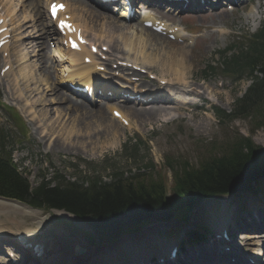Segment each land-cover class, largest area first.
Masks as SVG:
<instances>
[{
  "label": "rangeland",
  "instance_id": "374dc122",
  "mask_svg": "<svg viewBox=\"0 0 264 264\" xmlns=\"http://www.w3.org/2000/svg\"><path fill=\"white\" fill-rule=\"evenodd\" d=\"M3 1L4 0H2V2ZM12 1L14 5L18 3V0ZM2 2L0 3V10L2 14L5 15L6 11H4L5 7ZM4 2V4L7 3L6 1ZM83 2L82 4L74 3L73 0H70V7L74 9L76 16L74 22L84 31H87L93 40H102L105 43L106 40L113 41V44L115 46L117 45L119 49L117 50L118 53H116L117 51L113 50L114 47L111 48L115 52L113 53L112 51L110 56L111 59H115V56L124 58L128 53H130L129 56L131 57H141L139 51V55L135 50L128 52L129 50H127L124 45V41L129 42L131 39L134 42H138L139 37H148V34L144 31L141 32L136 24L138 15H135V17L126 24H120L121 22L119 23L116 21L119 20L118 17L116 18L115 16L114 18L116 20H114L113 17L110 15V17L108 16V12L102 14L100 11L99 16H92L90 10H88L89 12L85 10L91 7L90 3L88 1L86 2V0ZM27 5L28 2H26V4L23 3L24 8L14 13L15 16L12 17L14 20L13 22L10 21V17H6V20L11 24L10 26L14 28L18 26V21L25 22L23 18L26 17L25 19H30V21H26L20 31H22L24 35H36L38 29L36 26L38 24L36 25V21L32 22V17L30 16H32L33 13L28 10ZM6 7L10 8L12 5L8 4ZM39 7L42 14V21L48 25V32L44 35L45 38L49 32L52 34L51 31H53V29H49L50 23L45 20L43 3H41V5L39 4ZM91 8L95 9L96 7L92 6ZM155 12L159 17L168 20L172 24H182L189 33H195L200 37L190 38L188 42H177L169 39L167 42L163 39L158 40L151 36L146 48L153 49V59L155 58L154 55L159 58L163 56L164 59L167 58L166 61L164 60V63L159 61L157 62L158 64L154 62L151 63V70L148 71V69H146V74H136V76H131L130 74L127 76L141 78L144 80V83L147 84L152 83L158 85L155 80L148 78V73L150 72V74L154 76L155 74L164 75L166 78L170 77L175 80H172L174 86H167L166 84L164 88L167 90H172L168 87H180L182 90L184 89L187 94L195 95L194 92L201 94L202 99L194 96L192 100L196 103L194 105H183V103L174 104L163 99L158 101V103L148 105L132 104L134 107H148L151 105L165 106L170 114L168 116L158 117L154 120L129 118V116H125L131 120V122L129 120L131 124L130 127L122 126L118 120L108 113L109 111L106 109L109 105L106 108L107 103L96 102L97 104H95V107L88 106V109L93 111L90 113H94L95 110L93 109H100L108 113L115 121L112 123L118 126V128L114 127L115 136H109L105 132L104 125L107 122L94 120L93 117H90L89 113H81L83 111H75V113H72L74 111H70L66 108L65 103H55L53 98L58 93L63 94L64 97H69L63 89L61 91L59 90L60 87H52V83L55 81L56 85V81H58V64H56V62L54 63L49 56V59L53 61L52 65L49 66L47 64L48 60L46 59V63L43 64L45 66H40L38 62L40 56L38 59L35 56L36 47L34 40H29L28 38L16 40L15 37L9 47L11 67L8 71L10 72L4 76L0 75V103L15 107L17 112L21 115L20 117L23 119L28 131L29 138L21 140L17 145L14 143L13 148H15L16 151H14L13 157L15 162L17 161L20 166L24 167L27 171L28 179L32 185L35 182L36 175L43 172V168H46V166L47 170L44 168V170H46L44 171V173H46V178L52 176V173L55 171L62 173L68 179H73L77 176H86L94 171L103 179H107L113 170H121L124 174H129L130 172L136 171V169L142 171L150 162H152L154 166L151 172L157 173L159 170L168 172L169 170L165 164L166 158L176 160L186 158L190 163L196 164L199 156L205 149H208L210 143H216V148H218L219 143L221 144V142H223L227 134L230 135L227 136L228 139L233 135L251 134L256 144L264 146V128L251 131V121L248 118H241L233 121L226 120L223 121L224 123L220 122L216 124L215 116L217 115L214 113L215 108L228 112L231 109L234 99L242 94L250 82L246 79L239 82H232L228 78L222 76L220 70L216 68V63L219 59L218 51L228 47L233 40H237L238 36H244L246 33L256 31L264 20V0H241L231 11L226 10V2L222 0L221 3L212 6L207 5L197 9L194 8L188 12H177L176 14L165 13L162 10L159 12L155 10ZM112 19L124 29L123 32L125 36H129L130 39H126L121 35L119 36V34L112 35V32L108 31L106 28L107 20L112 21ZM84 25L88 28H85ZM240 37L238 39H240ZM19 41L25 45L18 43ZM178 44H181L183 47ZM22 45L24 47H21ZM46 45L45 49H47V47L48 49L51 48V43ZM19 47L24 49L26 53V61L24 62H18L20 59L19 54L21 53V51L18 53ZM122 47H125V49ZM121 48L124 51H121ZM149 49H147V51H149ZM176 49L185 51L186 56L183 64L180 65V68L182 67L180 70L184 72H182L184 77L182 81L175 79L172 70L178 67V65L175 66L173 58H171V55H173ZM43 50L44 49H42V51ZM42 51H40L41 56ZM169 58L170 60L168 62L167 60ZM113 61L114 60H112V62ZM112 62H109V66ZM1 65L2 61L0 58V69L2 67ZM172 65H174V67ZM206 65H212L215 68L212 73H207L206 78L203 79L200 76V71ZM40 68H42L43 72ZM125 72L130 73L128 70ZM25 73H27L28 76H26ZM47 74L52 76L51 79L49 78L50 80L47 79ZM27 77L29 79L32 77V80H29ZM13 83H16L15 87L19 90V93L21 92L20 96H18L17 90L13 91ZM34 89L37 91H32ZM52 91L55 95H53ZM79 101L81 100L79 99ZM98 104H101L100 108ZM129 105L131 104H118L117 108H124V106ZM2 110L4 111L0 106V127L11 131L10 135L13 137L14 141V136H19L22 131L19 130L18 126H15V124L6 118L9 117V111L3 112ZM95 115L97 114H92V116ZM81 117H85V121L81 120ZM75 118H79L81 122H77ZM134 120H137V122ZM67 123L69 125H67ZM77 123H83L82 129L68 134L67 131H69L71 127L76 126ZM77 126L79 127V125ZM65 133L67 134L65 135ZM139 139L142 143L135 145L134 143L139 141ZM56 141L57 145L53 146V143ZM145 171H150V168ZM235 203H237V199L229 196H217L206 201L201 205V208L192 215V226L194 227V225L198 223H206L212 225L215 230H218L226 220L229 223L233 215V209L235 213L240 212L241 205L237 204L236 207ZM260 209V212H264V207ZM37 210L42 212L43 214L40 213V216L45 218V223L42 228H40V230H43L44 234L53 237L61 236L69 240L74 239L76 243L90 247L84 239L86 237L83 235V230L86 229V227L75 216L73 218V215L56 209ZM258 211H255L254 214L249 213V215L251 214V220L242 221V224H250V222L255 219ZM45 214L47 216H45ZM9 215L13 217L11 213ZM17 215H15L16 219L24 220L23 222L26 225L35 230L36 238L41 237V231L37 228L34 217L21 214ZM1 218L3 217L0 214V219ZM5 220L8 223L12 222L11 218ZM255 220L259 221L260 216ZM172 226L180 227L182 224L173 222L147 226V234L144 235L145 237L143 235H137L135 238H132V246H128L129 249L127 251L123 249L122 252L130 254V250L138 248L139 251H142L140 254L133 256H150L153 252L160 253V251L166 249L163 253L164 255L166 251H169V246L176 243L174 238L167 235V229H170ZM252 230L253 226H249L248 231L243 232H251ZM244 236L246 237V235ZM245 237H240V239H244ZM151 238H153L154 247L149 244ZM73 244L74 241L72 245ZM107 249L108 248H102L99 252H103ZM149 250H151L150 253ZM120 252L121 250L117 251V253ZM111 253L112 251H110V254ZM19 255L21 259L24 260L20 261V264L33 263V257L31 255L30 260H25L26 257H28L27 253ZM181 258L176 257L175 261L179 263ZM185 262L186 261H184V263Z\"/></svg>",
  "mask_w": 264,
  "mask_h": 264
},
{
  "label": "trees",
  "instance_id": "16d2710c",
  "mask_svg": "<svg viewBox=\"0 0 264 264\" xmlns=\"http://www.w3.org/2000/svg\"><path fill=\"white\" fill-rule=\"evenodd\" d=\"M219 64L231 81L250 79L251 83L234 100L230 112L216 109V115L228 121L248 118L251 131L264 128V22L255 33L221 51ZM213 70L206 65L201 78ZM216 146L210 143L196 164L186 158H166L169 174L145 171L154 167L150 162L142 171L129 174L113 170L107 180L95 173L74 180L58 174L36 181L34 186L8 155H0V195L33 207L64 209L80 217L97 235L116 238L149 222L185 220L201 200L238 193L264 174V146L256 144L251 134L226 137ZM255 169L263 172L253 175Z\"/></svg>",
  "mask_w": 264,
  "mask_h": 264
},
{
  "label": "bare ground",
  "instance_id": "6f19581e",
  "mask_svg": "<svg viewBox=\"0 0 264 264\" xmlns=\"http://www.w3.org/2000/svg\"><path fill=\"white\" fill-rule=\"evenodd\" d=\"M2 0H0V2H1ZM4 1H6V0H4ZM69 1V0H68ZM84 1V0H83ZM83 1H81V0H73V2L74 3H84ZM89 2L90 3V5H91V7L93 6V7H96L95 9H93V8H91V7H89V8H86L85 10H90L91 11V15L92 16H94V17H97V16H99V14H100V11H101V13L103 14V13H106V12H108V16L110 15L111 17H113V19L114 20H116L114 17V15H112V14H110L109 13V11H107V10H105V8H109V7H112V5L110 4V3H101L100 2V4H102V6L100 5V6H98L97 4H93V0H86V2ZM94 1H100V0H94ZM149 1H151V0H146L145 1V6H144V8L147 6V4H148V2ZM6 2H8L7 4H4L3 6L5 7V10L4 11H6V16H9L10 15V13H11V9L14 7V5H12V7H6L8 4L10 5L11 3V1L9 0V1H6ZM5 3V2H4ZM66 3H67V5H68V12L71 14V18H72V21H75L76 20V16H75V13H74V9H72L70 6H71V4H69L68 2H67V0H66ZM29 5H30V7H29ZM78 5H80V4H78ZM86 6V5H85ZM124 5H121V7H123ZM39 4H38V2L37 1H35V0H32V1H29V3H28V9H30V11H31V13H33V15H32V20L33 21H36V27L38 28L37 29V35H35V38H34V44H35V47L37 48V51H36V57H37V59H38V57L40 56V60H38V62L40 63V66H45V65H43V64H45L46 63V59H48V57H47V55H48V53H47V50L48 49H45V47L47 46L46 44V42H45V38L47 37V38H50L51 40H52V37L54 36V33H56V30L55 29H53V31H51L52 32V34H50V32H49V34H47L46 36H45V38H44V35L48 32V25L45 23V22H43L42 21V14H41V12H40V10H39ZM85 8V7H84ZM168 8H166V10H167ZM89 12V11H88ZM124 13H126V10H124L123 11ZM101 14V15H102ZM124 15V14H123ZM109 16V17H110ZM143 17V16H142ZM89 18V17H88ZM107 18V17H106ZM25 19V18H24ZM100 19V18H99ZM105 19V18H104ZM112 19V21H108L107 20V29H108V31L109 32H112L111 34L112 35H115V34H119V36L121 35V36H123V37H125L126 39L128 38V39H130L129 38V36H125V33L123 32V28L122 27H120L119 26V24H117V22L116 21H118L120 24H126L127 22L126 21H123V20H116V21H114ZM143 19H151L150 17H149V15H147L146 17H144ZM101 20H102V18H101ZM78 21V20H77ZM124 23H123V22ZM79 22V21H78ZM81 24V23H80ZM82 25V24H81ZM3 26H6V23H2L1 25H0V28L1 27H3ZM77 26L78 27H80L78 24H77ZM83 26V25H82ZM137 26L140 28V31L142 32V31H144V32H146L147 34H148V37H139V41L138 42H134L133 40H131L130 39V41L129 42H126V41H124V45L126 46V48H127V50H129L128 52H130L131 50H135V51H139L140 52V54H141V57H138V56H133V57H131V56H129V54L130 53H128V54H126V56L124 57V58H122V61H126V62H131L132 64H139L141 67H144V68H147L148 69V71L149 70H151V66H150V64L151 63H157V62H159V61H162L161 63H164L163 61L165 60L166 61V59H164L163 58V56H162V58H159V57H156V55H154V59L152 58V52H153V49L151 48V49H149V48H146V45H147V43L149 42V40H150V37L152 36L153 38H155V39H158V40H165V41H167L168 42V38H166V37H164V36H162V35H160V34H158V33H156V32H154V31H152V30H150V29H148V28H146V27H144V26H142V22H141V24H137ZM84 27L85 28H88L86 25H84ZM168 28H172V27H169L168 26ZM49 29H51V28H49ZM80 29L82 30V28L80 27ZM179 30V31H178ZM183 29L181 28H177L176 29V31H175V35H177V36H180V35H182L183 34ZM8 31H5V32H3V33H1L0 34V36H2L3 34H5V33H7ZM82 32L83 33H85V31L84 30H82ZM44 38V39H43ZM121 38V37H120ZM97 39V38H96ZM96 41H98V40H96ZM128 41V40H127ZM104 41H102L101 40V43H99V48L102 46V45H107L108 46V48H113V50L114 51H117L119 48L117 47V45L115 46L113 43V41H109V40H106V44H105V42L103 43ZM108 42V43H107ZM152 43V42H151ZM174 43V42H173ZM20 44H23V45H25L24 43H20ZM19 44V45H20ZM30 44H32V43H30ZM29 44V45H30ZM171 44V43H170ZM21 46V47H24V46ZM178 45H181V44H178ZM128 46V47H127ZM148 46V45H147ZM151 46V45H150ZM182 46V45H181ZM6 45L2 48V53L5 51V49H6ZM183 47V46H182ZM86 47H82L81 48V50L80 51H71V50H69V49H62V48H60L59 47V50L61 51H58V49L56 50H52V55L53 56H57V57H61V56H63V52H64V55H67V57H68V59H69V61L70 62H72L73 64L72 65H70L71 67H72V69L70 70V73H68L67 74V79L68 80H72V79H75V78H78L77 80H78V82L80 83V85L81 86H84L85 84H88V86H91V85H93L94 83H93V81L92 80H95V76L96 75H98L97 74V72H96V66H98L100 63H98V62H96L95 60H93V54H91L90 52H89V49L88 48H86ZM123 48V47H122ZM122 48L120 49L121 51H124V50H122ZM157 48V47H156ZM179 48V47H178ZM42 49H44L43 51H42ZM123 49H125V47L123 48ZM147 49H149V51H147ZM126 50V51H127ZM21 51V53L19 54L20 55V59H19V61L18 62H24V61H26V53L24 52V49H22V48H20L19 47V49H18V53ZM40 51H42V56H41V53H40ZM113 51V53H115ZM136 52V53H137ZM139 52H138V55H139ZM40 53V54H39ZM116 53H118V51L116 52ZM39 54V55H38ZM85 55H88V56H90L91 58H92V60H91V62L89 63V64H86V63H83V61H82V59H83V56H85ZM133 55H135V54H133ZM164 55V54H163ZM93 56V57H92ZM185 51H183V50H180V49H176L174 52H173V55H171V58H173V63L175 64V66L176 65H178V67L177 68H175V69H172L173 70V73H174V76H175V79L176 80H178V81H182L183 79H184V77H183V71H181L180 69L182 68H180V65H182L183 64V62H184V59H185ZM118 60H120L119 58H117ZM169 60H170V58L167 60L168 62H169ZM167 62V63H168ZM172 62V61H171ZM172 63V64H173ZM158 64V63H157ZM156 64V65H157ZM160 64V63H159ZM101 65V64H100ZM155 65V64H154ZM163 65V64H162ZM171 65V64H170ZM185 65V64H184ZM173 67H174V65H172ZM171 66V67H172ZM157 67V66H156ZM159 67H160V65H159ZM52 68V67H51ZM153 68V67H152ZM154 69V68H153ZM162 69H163V67H162ZM168 69H169V67H168ZM40 70L42 71V68H40ZM52 70V69H51ZM122 70H126V69H122ZM146 70V69H145ZM158 70V69H157ZM159 70H160V68H159ZM158 70V71H159ZM171 70V71H172ZM147 71V72H148ZM163 71V70H162ZM165 71V70H164ZM167 71V70H166ZM10 71H7V74L9 73ZM43 72V71H42ZM54 72V71H53ZM153 72V71H152ZM157 72V71H156ZM183 72V73H182ZM150 73V72H149ZM162 73V72H161ZM6 74V75H7ZM23 75V74H22ZM25 75L26 76H28V74L27 73H25ZM75 76V77H74ZM159 76H162L161 78H164V75H159ZM23 77V76H22ZM44 77H46V76H44ZM51 75H49V74H47V79H51ZM166 77V76H165ZM28 78V77H27ZM26 79V78H25ZM24 79V80H25ZM29 79V78H28ZM31 80H32V77L30 78ZM29 79V80H30ZM49 79V80H50ZM143 80V79H142ZM96 82H98L97 80H96ZM15 84L16 83H13V91H15V90H17L16 92H17V94H18V96H20V93H19V90L15 87ZM95 84H97L98 85V83H95ZM105 85H109V84H105ZM57 87V88H59L60 86L58 85V82H56V85H55V81L52 83V87ZM98 88H100V89H102V90H105V91H108L106 88H103V87H99L98 86ZM153 88V87H152ZM169 89H172V90H167L166 88L165 89H162L161 91H162V93L161 94H163V93H167V98L166 99H169V100H171V101H182V102H184L185 100H187V99H190L189 98V94H187L184 90H182V89H178V88H174V87H168ZM37 89V88H36ZM36 89H34V90H32V91H37ZM97 88L95 87L94 88V93H95V90H96ZM60 91H61V89H59ZM151 90V92H149V93H154V91H155V89H151V87L149 88V89H146V91H150ZM51 91V90H50ZM30 92V91H29ZM39 92V91H38ZM53 92V91H52ZM134 93H136V92H134ZM29 94V93H28ZM75 94L76 95H74V96H82L83 95V92H79V91H77V90H75ZM25 95V94H24ZM53 95H55V93L53 92ZM94 95V94H93ZM92 95V96H93ZM165 95V94H164ZM31 96V95H30ZM105 100H107V101H109V100H112V99H114V96H108V95H106V94H103V95H101ZM155 97H152V99H157V97H160L161 95H159V94H156V95H154ZM52 97V96H51ZM127 97H123V96H120V98H119V100L118 101H122L120 104H125V103H128V104H131V105H129V106H124V108H120V107H118L117 109L119 110V112L121 113V115L124 117V118H126L125 116H129V118H142V119H149V120H154V119H157L158 117H164V116H168L169 114H170V112L168 111V109H167V107H165V106H160V105H151V106H148V107H134V106H132V104H135V105H139V104H137V103H135V100L134 101H132V103L131 102H128L127 101V99H126ZM143 98H147L146 97V94H144V97ZM120 99H122V100H120ZM126 99V100H125ZM81 101H79V99L78 98H76V99H73V97H64L63 96V94H61V93H58L57 95H55V97L53 98V101L55 102V103H57V104H59V103H65V106H66V108H68L70 111H74V112H72V113H75V111H83V112H81V113H89L90 114V117H93L94 118V120H98V121H102V122H107V123H105V127H104V130H105V132L107 133V135H111V136H115L114 134H115V132H114V127H117L118 128V126L116 125V124H114V123H112V122H115L109 115H108V113L110 114V108L108 107L107 108V106L109 105H115V107H117L118 106V104H107L106 105V110H110L108 113H106L105 111H103V110H100V109H93V110H95L94 111V113H90V112H93V111H91L90 109H88V106H91V107H95V104H97V103H100V101H96L97 103H86L83 99H80ZM96 100H98V99H96ZM117 101V102H118ZM138 101H141L140 99L138 100ZM137 101V102H138ZM50 102V101H49ZM153 102H156V101H153ZM139 103V102H138ZM156 103H158V102H156ZM151 104H154V103H151ZM54 105V104H53ZM93 105V106H92ZM98 106H99V108L101 107V104H98ZM112 106V107H113ZM67 110V109H66ZM64 111V110H63ZM80 113V112H79ZM97 114V115H95V116H92V114ZM111 115V114H110ZM112 116V115H111ZM72 117V116H71ZM113 117V116H112ZM83 117H81V120H84L85 121V117L82 119ZM114 118V117H113ZM128 118V117H127ZM72 119V118H71ZM76 120H77V122H81V120L79 119V118H75ZM135 122H137V120H134ZM144 122V121H143ZM69 123V122H68ZM67 123V125H69ZM76 123V122H75ZM82 124L83 123H77V125H79V127L76 125V126H73V127H71L70 128V130H69V127H68V130L69 131H67V133L68 134H70V133H73V132H76V131H79L80 129H82ZM89 124V123H88ZM51 126V125H50ZM85 126H86V124H85ZM87 127H88V125H87ZM85 130V129H84ZM86 131V130H85ZM82 132V131H81ZM67 133H65V135L67 134ZM78 133V132H77ZM80 134V133H79ZM83 134H84V132H83ZM82 134V135H83ZM74 135H75V133H74ZM77 135V134H76ZM68 137V136H67ZM74 137V136H73ZM76 137V136H75ZM66 138V137H65ZM76 139V138H75ZM69 142V141H68ZM55 145H57V141L56 142H54L53 143V146H55ZM8 208V209H7ZM259 210V209H258ZM257 210V211H258ZM261 210V209H260ZM260 210L258 211V213H257V215L255 216V219H258V216H260V220L259 221H256L255 219H253V223H255V224H258L259 226H262V227H264V217H263V215H264V212L263 211H261L260 212ZM254 211H256V210H254ZM253 211V212H254ZM12 214L13 215V217L12 216H10L9 214ZM40 213H42V212H39L38 210H35V209H32V208H30L29 206H26L25 204H23V203H20V202H17V201H7V200H3V199H0V214L2 215V217L3 218H1L0 219V232H4V231H11V232H13L14 234H15V236L17 237V235H21V237H25V238H32L33 237V234L35 233V230L32 228V227H30V226H28V225H26L23 221L24 220H21V219H16V217H15V215H17V214H21V215H29V216H31V217H34V222L36 223V225H37V228L38 229H40L42 226H43V224L45 223V218L44 217H41L40 215ZM43 214V213H42ZM254 214V213H253ZM18 216V215H17ZM45 216H47L46 214H45ZM9 218H11L12 219V222H6V220L5 219H9ZM248 218H250V215H248ZM15 220V221H14ZM221 226H223V225H221ZM218 229H220V231H221V229L222 228H218ZM25 231H29V233H30V235H28V234H26V232ZM146 232V230H143L142 232H141V234H144ZM25 233V235H23ZM261 238L262 237H264L263 235H261L260 236ZM18 238V237H17ZM57 238H59V240H57ZM57 238H55V237H50V238H45L47 241H48V243H49V246H50V248H51V253L49 254V256L47 257V258H45L46 260H47V262H46V264H55V263H59V261H62V260H64L65 259V256H67V255H70V247H71V245H72V243H73V240H69V239H66V238H63V237H57ZM131 238H132V236H124L120 241H118V243L116 244V247H118V249H119V251L120 250H128L129 249V247H130V244H131ZM152 239V240H151ZM150 240H149V244H151L150 246H153L154 247V242H153V238H151ZM263 239V238H262ZM153 242V243H152ZM153 244V245H152ZM129 246V247H128ZM16 248H18L17 250L18 251H22L23 250V252H25V250L24 249H22V248H20L18 245H16L15 246ZM105 249V248H104ZM9 249H7V251H8ZM91 250V252H93V249L91 248L90 249ZM164 250V249H163ZM110 251H112V253L110 254ZM142 251V250H141ZM141 251H139L138 250V248H135L134 250H132V251H130V254L133 256V255H138V254H140V252ZM104 252V254H106V256H108V255H114V254H117L116 252H113V249L112 248H108L107 250H104L103 251ZM102 252V253H103ZM151 252V250H149V253ZM204 251H202V252H192L194 255L192 256V257H190L189 258V256H187L188 258H189V260L187 259V258H184V261H186L184 264H204L203 263V261L202 260H205L206 258L205 257H200V258H198L197 259V255H201V253H203ZM90 253V252H89ZM89 253H87V254H85L84 256H81V258H73V259H71V260H67L66 262L64 261V263H60V264H76V263H79V264H85L83 261H85V259H87L88 257L89 258H92L93 256H95V252L94 253H92V254H94V255H92L91 256V254H89ZM154 253H156V252H153L151 255H153ZM231 253H232V257L234 258V260H235V262H238V261H245V259H243V257H240L232 248H231ZM258 253V252H257ZM205 254V256H206V252L204 253ZM88 255H90V256H88ZM150 255V256H151ZM103 258V257H102ZM8 259V258H7ZM45 259L44 260H38L37 262H35L34 264H42V263H45L44 261H45ZM107 260H109V259H111V258H106ZM7 261H9V260H7ZM57 261V262H56ZM39 262H42V263H39ZM83 262V263H82ZM228 264H233V263H231V262H228Z\"/></svg>",
  "mask_w": 264,
  "mask_h": 264
},
{
  "label": "water",
  "instance_id": "95a60500",
  "mask_svg": "<svg viewBox=\"0 0 264 264\" xmlns=\"http://www.w3.org/2000/svg\"><path fill=\"white\" fill-rule=\"evenodd\" d=\"M262 170H263V169H255V170L253 171V175L260 174L261 172H263ZM82 252H83V249H81V248H79V247L76 248L75 251H74V253L77 254V255H78V254H81Z\"/></svg>",
  "mask_w": 264,
  "mask_h": 264
},
{
  "label": "snow or ice",
  "instance_id": "6c2138e0",
  "mask_svg": "<svg viewBox=\"0 0 264 264\" xmlns=\"http://www.w3.org/2000/svg\"><path fill=\"white\" fill-rule=\"evenodd\" d=\"M61 8L63 7V6H60ZM53 11H54V13H55V11H56V6H53Z\"/></svg>",
  "mask_w": 264,
  "mask_h": 264
}]
</instances>
